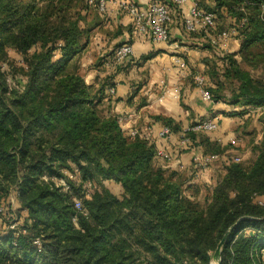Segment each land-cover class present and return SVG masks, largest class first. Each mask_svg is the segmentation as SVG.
<instances>
[{
    "label": "trees",
    "instance_id": "16d2710c",
    "mask_svg": "<svg viewBox=\"0 0 264 264\" xmlns=\"http://www.w3.org/2000/svg\"><path fill=\"white\" fill-rule=\"evenodd\" d=\"M212 2L197 3L214 14L215 33L234 30L239 47L207 63L206 90L214 103L264 107V79L250 73L264 65V0ZM181 6L171 1L178 13ZM97 13L88 0H0V264H209L229 228L219 264H253L264 244V205L255 200L264 199V137L248 165L224 166L202 205L199 182L155 155L167 150L161 142L130 136L101 108L113 84L95 88L81 76ZM154 119L189 140L182 149L223 155L232 147L171 117Z\"/></svg>",
    "mask_w": 264,
    "mask_h": 264
},
{
    "label": "crops",
    "instance_id": "0c3cea01",
    "mask_svg": "<svg viewBox=\"0 0 264 264\" xmlns=\"http://www.w3.org/2000/svg\"><path fill=\"white\" fill-rule=\"evenodd\" d=\"M122 1H133L141 6L151 2H161L169 7L171 4V0H107L106 11L97 13V24L89 43L79 56L78 64L86 84H94L95 88L105 81L113 84V93H109V88L105 87L101 96L99 94L101 108L105 113L116 116L125 133L130 134L135 130L140 136L161 142L167 152H176L171 156L172 160L167 161L171 168L181 169L187 155L191 157L201 151H184L178 157L181 151L179 137L182 133H172L168 140L160 139L158 132L163 125L154 119L157 115L171 117L181 124L183 131L191 123L217 116V127L208 133L209 136L222 144L229 142V138L232 139L234 135L246 137L247 142L243 140L239 150L240 158L251 155L254 159L256 153L252 150V145L259 143L264 137V128L261 132L258 130V125H261L259 117L264 113V107H240L223 101L207 102L195 87V75L202 74L205 81L209 80L207 63L214 61L220 64L218 57L224 53L221 49L210 46L206 38L189 35L183 29L182 16L187 15L194 3L198 5V0H185L181 6L182 12L179 13L175 8H170V38L166 42H153L149 36L136 33L130 15L119 5ZM201 2L207 7H212L213 4L212 0ZM123 43L130 44L133 52L116 66L111 62L112 52ZM238 47V40L230 39L228 52H236ZM148 54L151 57L143 60ZM240 111L241 114L229 115ZM234 123V128L229 127ZM236 143L239 147V142ZM209 171L210 168L195 172L198 181L208 185L210 179L204 174Z\"/></svg>",
    "mask_w": 264,
    "mask_h": 264
},
{
    "label": "built area",
    "instance_id": "2783aa9c",
    "mask_svg": "<svg viewBox=\"0 0 264 264\" xmlns=\"http://www.w3.org/2000/svg\"><path fill=\"white\" fill-rule=\"evenodd\" d=\"M175 5L180 6L185 0H171ZM90 4H94L97 7L98 12L104 13L106 11L107 0H88ZM130 15L133 23V29L138 34H144L150 37L153 42H166L169 40V26L172 21V12L167 4L161 2H151L146 6H141L133 1H122L119 4ZM183 28L187 33L202 32L211 46L227 50V45L235 33L233 29H225L221 32L215 33V18L212 12H207L201 9L196 3H194L189 9L187 15L182 21ZM132 47L130 44L123 43L114 48L112 52V61L114 65L122 63L132 54ZM194 84L200 93L201 98L207 102H213L210 93L206 90L205 78L202 74H196L194 77ZM109 93H113V87L108 89ZM217 116H214L207 120L197 121L191 128L192 130H198L203 132L214 131L217 127ZM186 129V130H187ZM171 134L168 127L163 126L158 132V137L164 139ZM130 136H140L137 131L133 130L129 134ZM145 139H149L147 136H140ZM150 140V139H149ZM189 140L180 135V144L186 145ZM155 155L157 157L168 160L171 158L169 152L162 148L156 150ZM218 159V155H202L193 157L194 168L201 169L207 167L211 161ZM232 161H239L238 158H234ZM66 175L70 179H76V173H70L66 171ZM63 186L67 189L68 186L63 181ZM93 190V184L90 181L83 183L84 196L88 197ZM10 203L13 204V197H10ZM256 202L260 205H264V199L261 197L255 198ZM76 209H81L80 200L74 201ZM3 211V207L0 206V212ZM11 228L13 225L10 226ZM246 231H252V228H245ZM254 231V230H253ZM36 243H38L36 241ZM253 264H264V244L261 245L258 250H255V258Z\"/></svg>",
    "mask_w": 264,
    "mask_h": 264
},
{
    "label": "rangeland",
    "instance_id": "374dc122",
    "mask_svg": "<svg viewBox=\"0 0 264 264\" xmlns=\"http://www.w3.org/2000/svg\"><path fill=\"white\" fill-rule=\"evenodd\" d=\"M11 56H12V58H16V59L18 58L14 54H11ZM17 60H19V59H17ZM250 73L254 77H260V78H263L264 79V65H259L257 68L251 69L250 70ZM226 94L228 95L229 92H227ZM217 121H218V119H217ZM259 121H260L261 125H258L260 127V129H258V130H259V132H261V130L264 128V113L260 114ZM235 123L233 125L230 124L229 127L234 128ZM207 133H209V132H207ZM262 136H264V134ZM238 137L239 136H235L234 135V137L232 136V139L229 138V140H228V138H227V140L229 141L227 143H230L232 147L226 152V154L218 155V159L215 160V161H211L207 165V167L201 168L200 170L197 169V168H194V163L192 161L193 160L192 159L193 157L192 156L190 157L189 155H187L186 156V160H185L186 161L185 162V165H183L181 169L175 168L178 171L182 172L185 176L190 177L192 182H199V184L202 186L200 188L201 189V192L197 196V199L199 200V202L202 205H204L205 199L209 196L210 189L215 185V183L217 182V180L219 179V177L223 174V172H224V166L229 161H232L235 157H238L240 162H243V163H245V165H248L253 160V157L251 155L250 156L249 155L248 156H244L243 159L240 158L241 156L239 154V150H241V144L244 143V142L246 143L248 139L246 137L245 138L239 137L240 140L238 141ZM243 140H244V142H243ZM236 142H239V144H240L239 147L236 146V144H237ZM180 147H181V149H180L181 151L179 152L178 157L180 155H182L181 153H183L184 150H185V149H182V145H180ZM188 150L189 151H192L190 149H187V150H185V152L188 151ZM199 153H201V154H199L197 156H202L203 155L202 152H199ZM170 160H172V157L170 159L166 160V161L169 162ZM208 168H210V171L207 172L206 174H204V176L208 177L210 179V182L209 183L207 182L208 185H205V183H202V182L198 181V179L196 178V173L195 172H199V171H201L203 169L205 171ZM103 184L113 194L120 195L121 189H120V187H119L118 184H116V183H114L112 181H104ZM0 228H1V225H0ZM211 261L212 260H210V262Z\"/></svg>",
    "mask_w": 264,
    "mask_h": 264
},
{
    "label": "water",
    "instance_id": "95a60500",
    "mask_svg": "<svg viewBox=\"0 0 264 264\" xmlns=\"http://www.w3.org/2000/svg\"><path fill=\"white\" fill-rule=\"evenodd\" d=\"M231 228H229V230H227V232L224 234L223 238L219 241V243L217 244L212 256H211V260H214L216 262V264H219V260H220V253H221V249L222 246L224 244V241L227 237L228 232L230 231Z\"/></svg>",
    "mask_w": 264,
    "mask_h": 264
},
{
    "label": "bare ground",
    "instance_id": "6f19581e",
    "mask_svg": "<svg viewBox=\"0 0 264 264\" xmlns=\"http://www.w3.org/2000/svg\"><path fill=\"white\" fill-rule=\"evenodd\" d=\"M209 264H216V262L214 260H212Z\"/></svg>",
    "mask_w": 264,
    "mask_h": 264
}]
</instances>
